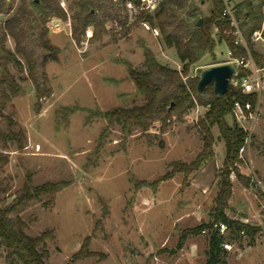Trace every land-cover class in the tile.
<instances>
[{"label": "rangeland", "instance_id": "rangeland-1", "mask_svg": "<svg viewBox=\"0 0 264 264\" xmlns=\"http://www.w3.org/2000/svg\"><path fill=\"white\" fill-rule=\"evenodd\" d=\"M186 1L181 14L194 29L196 20L210 15L212 4ZM241 1L225 3L232 8ZM69 20L72 26L70 16L65 21ZM106 27L101 37L86 39L82 35L80 40L69 33V25L59 32L50 29L52 41L61 49L59 60L47 65L53 93L43 98L38 111L33 82L23 80V92L5 108L7 113L14 112L26 129L28 144L22 151H11L9 163L0 165V178L10 194L28 173L35 184L69 182L56 194L54 203L45 196L32 201L23 212L30 234L53 230L47 243L48 264L71 260L74 264H204L209 229L188 234L181 248L178 243L184 230L212 218L225 142L215 125V155L209 162L187 176L177 172L157 182L172 169V161L190 162L201 150L203 141L196 123L206 106L197 105L181 120L173 119L164 132L160 131V121L149 131L135 127L127 140L116 125L100 145L99 136L106 125L101 110L145 101L136 91L126 62L142 68L145 47H150L162 63L182 68L176 49L166 46L160 35L155 36L141 23L133 24L126 35L116 19L107 20ZM8 46H14L12 39ZM252 46L260 59L247 44L246 55L263 67L254 118L242 120L249 137L241 149L243 161L238 163L239 170L250 177V185L245 186L235 172L231 173L234 186L227 212L259 229L253 238L242 234L241 239L224 244L226 264H264V37L252 38ZM229 50L225 42L219 43L214 54L205 53L193 65L190 75L200 76L209 66L226 63ZM9 66L19 78L26 74L21 66L12 62ZM63 106L72 107L74 112L67 113ZM228 121L232 122L231 116ZM221 230L228 234L224 225ZM88 237V249L93 252L79 254ZM0 264H10L2 253Z\"/></svg>", "mask_w": 264, "mask_h": 264}, {"label": "trees", "instance_id": "trees-1", "mask_svg": "<svg viewBox=\"0 0 264 264\" xmlns=\"http://www.w3.org/2000/svg\"><path fill=\"white\" fill-rule=\"evenodd\" d=\"M61 1L0 0V165L9 163L12 150L22 151L28 144L27 131L15 118L14 112H5L7 105L23 92L22 81L30 79L33 82L37 96L35 107L38 111L43 98L53 93L47 65L59 60L61 49L49 35L51 18L67 20L70 16L73 19L72 35L75 40H80L90 25L94 26V37H101L107 30L106 22L109 19L119 21L123 35L128 34L133 24L147 20L159 28L163 43L176 49L182 68L162 63L150 47H145L142 68L126 62L136 91L144 96L145 101L101 110L99 114L106 120V125L99 136V144L105 143L116 125L120 127L123 139L127 140L135 127L149 131L154 123L160 121V131L164 132L173 119L181 120L197 105L206 106L204 115L196 123L203 141L201 150L190 162L172 161L169 164L172 169L156 182L172 177L177 172H184L187 176L209 162L215 155L212 128L218 126L220 137L226 145V155L217 174L219 189L211 212L212 218L184 230L178 247L183 246L188 234L209 229V246L204 264H226L223 259L224 244L241 239L242 234L253 238L259 229L248 221L231 217L227 212L234 186L231 173L235 172L245 186L250 185V177L238 168V163L243 161L241 149L247 144L249 131L237 121L233 112L234 101L249 100L254 106L256 92L244 93L241 87L229 85L226 94L220 96L215 92L213 82L203 91H198L200 76L190 75L193 65L205 53L214 54L221 42H225L235 56L247 54L246 45L236 44L232 34L222 32L224 28H232L230 17L223 15L225 0H205L212 4L210 15L203 19L202 24H198L199 19L196 20L194 29H190L189 22L181 14L186 8V0H161L156 11H142L133 21L129 20L126 3L132 1L138 5L141 0H65L66 7ZM263 10L264 0L258 3L243 0L232 7L233 16L237 22L240 21L239 27L246 44L258 60L259 55L252 49V35L262 25ZM2 15L6 17L2 19ZM9 39L13 40V47L8 46ZM11 62L25 69L26 74L22 78L10 69ZM239 71L240 75L248 73L242 67ZM62 109L67 113L74 112L69 106H63ZM228 116L232 117L231 123ZM68 184L67 180H47L35 184L31 173H28L23 184L10 194L8 185L0 178V253L4 254L10 264H48L50 251L47 243L53 238V230L30 234L27 231L29 223L23 212L32 201L45 196L49 197V202L54 203L56 194ZM223 225L228 234L221 230ZM88 245L89 237L83 242L79 254L82 251L91 254L93 251L88 249ZM66 264H74V261Z\"/></svg>", "mask_w": 264, "mask_h": 264}, {"label": "built area", "instance_id": "built-area-1", "mask_svg": "<svg viewBox=\"0 0 264 264\" xmlns=\"http://www.w3.org/2000/svg\"><path fill=\"white\" fill-rule=\"evenodd\" d=\"M161 0H141L140 4H135L132 1H128L126 3V9L128 12L129 20L133 21L136 19V17L142 12L146 11L149 13H153L156 11L160 5ZM61 4L66 7L65 0L61 1ZM224 16L230 17V24L232 28L222 29V32L227 34H232L234 36V42L236 44H242L246 45L243 36V32L241 28L238 26L237 21L232 13V8L226 5L225 9L223 10ZM144 27L150 31L155 36L160 35V30L157 26H153L149 21L144 20L141 22ZM64 25H69V33L72 34V26L71 21H65L58 17H53L49 21V27L53 32H59L63 29ZM86 39H90L94 36V30L91 26H88L85 30V33L83 35ZM264 37V10H263V21L260 29L256 30L252 38H263ZM230 59L227 62H231L235 66L234 73L230 79V85H233L234 87H241L242 91L244 93H252L256 92L258 90V87H260V76L259 71L262 69L263 66L258 64L256 59H254L253 56L250 54L248 55H241V56H235L233 54L232 50L228 51ZM245 68L248 70V73L245 75H240L239 68ZM233 112L237 119V121L246 128V126L243 124L242 120H248L250 118H254V108L251 101L247 100L246 102L241 101L240 99H235L234 106H233ZM244 148V147H243ZM242 148V149H243ZM260 184L263 182L259 180ZM262 188L264 189V185L262 184Z\"/></svg>", "mask_w": 264, "mask_h": 264}, {"label": "water", "instance_id": "water-1", "mask_svg": "<svg viewBox=\"0 0 264 264\" xmlns=\"http://www.w3.org/2000/svg\"><path fill=\"white\" fill-rule=\"evenodd\" d=\"M202 22L203 19L200 18L198 24ZM234 70L235 66L231 62L212 65L202 70L197 86L198 91H203L210 82H213L215 92L220 96L225 95Z\"/></svg>", "mask_w": 264, "mask_h": 264}]
</instances>
